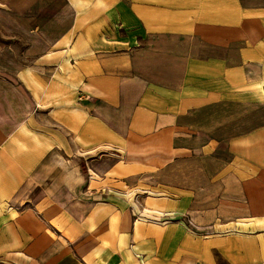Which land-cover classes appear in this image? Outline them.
Masks as SVG:
<instances>
[{
    "label": "crops",
    "instance_id": "0c3cea01",
    "mask_svg": "<svg viewBox=\"0 0 264 264\" xmlns=\"http://www.w3.org/2000/svg\"><path fill=\"white\" fill-rule=\"evenodd\" d=\"M0 32V264H264V0H0Z\"/></svg>",
    "mask_w": 264,
    "mask_h": 264
},
{
    "label": "rangeland",
    "instance_id": "374dc122",
    "mask_svg": "<svg viewBox=\"0 0 264 264\" xmlns=\"http://www.w3.org/2000/svg\"><path fill=\"white\" fill-rule=\"evenodd\" d=\"M0 40H6V38L2 37L1 36V32H0ZM10 41L13 42L14 46H16L17 48H22V43L20 42V40L18 38H13L11 39ZM173 216V215H172ZM175 218V216L171 217L169 214L168 216H164L161 220H156L158 222H162V223H165V222H169L170 220L173 221V219ZM180 218V217H179ZM182 223H184L187 227L188 230L190 231H193L194 233L196 234H203V235H208L209 232L212 231L211 228H202L200 227V225H198L197 223H195V221L190 217V215H181V218L179 219ZM178 220V221H179ZM177 221V220H176ZM190 221H192L196 227L198 228H194L191 224H190ZM202 228V229H201Z\"/></svg>",
    "mask_w": 264,
    "mask_h": 264
},
{
    "label": "built area",
    "instance_id": "2783aa9c",
    "mask_svg": "<svg viewBox=\"0 0 264 264\" xmlns=\"http://www.w3.org/2000/svg\"><path fill=\"white\" fill-rule=\"evenodd\" d=\"M164 216H168V214H163V215H161V217H164ZM190 224L194 227V228H198V227H196L195 226V224L192 222V221H190ZM193 232V231H192Z\"/></svg>",
    "mask_w": 264,
    "mask_h": 264
}]
</instances>
